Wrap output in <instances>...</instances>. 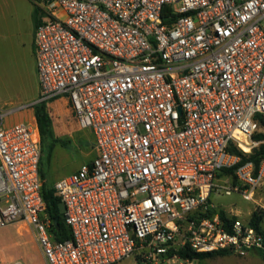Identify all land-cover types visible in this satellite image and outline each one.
<instances>
[{
  "label": "built area",
  "instance_id": "obj_1",
  "mask_svg": "<svg viewBox=\"0 0 264 264\" xmlns=\"http://www.w3.org/2000/svg\"><path fill=\"white\" fill-rule=\"evenodd\" d=\"M39 102L68 100L95 158L54 185L72 237L56 241L34 120L0 108V226L24 224L47 264H170L179 251L264 253V233L210 202L264 115V0H45ZM38 102V103H39ZM256 202L264 161L226 177ZM225 212L227 220L222 218ZM235 218V219H234ZM196 260V259H195ZM11 264H23L19 261Z\"/></svg>",
  "mask_w": 264,
  "mask_h": 264
},
{
  "label": "rangeland",
  "instance_id": "obj_2",
  "mask_svg": "<svg viewBox=\"0 0 264 264\" xmlns=\"http://www.w3.org/2000/svg\"><path fill=\"white\" fill-rule=\"evenodd\" d=\"M30 6L29 0H0V108L15 110L21 105H34L29 109L14 112L6 120L7 124L32 119L30 112L37 104H32V101L39 98L35 88L38 78L37 59L27 18ZM52 109L49 107L53 133L56 138L67 144L65 147H56L50 166L46 161L48 150L47 147L44 148L42 170L50 187L61 178L77 171L86 162H90L96 155L93 133L89 129H79L73 117L68 116L70 119H67ZM226 179L224 175L217 179V188L210 197V202L217 210L240 213L244 222L250 221L254 211H264V184L256 202H251L237 193L226 195L223 189L227 184ZM229 179L232 181L231 177ZM25 231H28V228L24 224L0 226V264L17 261L23 264L39 263L32 245L26 242L28 235ZM137 259L138 257L134 256L118 264H137ZM170 264L188 263L176 261ZM192 264H264V259L259 254L249 253L242 257L229 253L211 259H196Z\"/></svg>",
  "mask_w": 264,
  "mask_h": 264
},
{
  "label": "trees",
  "instance_id": "obj_3",
  "mask_svg": "<svg viewBox=\"0 0 264 264\" xmlns=\"http://www.w3.org/2000/svg\"><path fill=\"white\" fill-rule=\"evenodd\" d=\"M39 24L40 23L36 24V28L38 27ZM34 112L42 142V159L40 163V173L42 179L44 180L43 197L47 205L46 211L48 216L52 220H54L55 218H59V228L56 229L54 226L52 232L54 239L56 241H64L70 239L72 237V233L70 228L67 226L65 222L64 209L61 200L55 196L54 186L50 187L46 183L42 166L44 164L43 153L45 147H47L48 150L46 161L50 166L52 162L53 152L56 149V147L57 146L65 147L67 143L59 138H56L53 133V120L49 112L47 102L37 103L34 107ZM255 121L258 123L259 130L253 135V140L259 142V145L256 148H254L250 154H246L239 148L234 147L232 145L230 151L235 155H237L238 157H240L241 159L240 163L234 168L222 170L219 173L218 178H220L222 175H224L225 177L230 176L232 181L235 182V170L238 167L244 165L245 163L252 162L257 170L260 164L264 161V115L257 114L255 116ZM221 215L223 219L225 220L228 219L225 212H222ZM263 220H264V211L256 210L252 213L249 222L257 231L263 232L261 227ZM178 253L182 259H189V260H195V259L205 260V259H211L217 256H225L229 254V252L226 251L199 254L189 249H182ZM259 254L264 259V253L260 252Z\"/></svg>",
  "mask_w": 264,
  "mask_h": 264
},
{
  "label": "crops",
  "instance_id": "obj_4",
  "mask_svg": "<svg viewBox=\"0 0 264 264\" xmlns=\"http://www.w3.org/2000/svg\"><path fill=\"white\" fill-rule=\"evenodd\" d=\"M29 1L31 2V6H30L31 8L27 12V18H28V21H29L30 31L32 32L33 39H34L33 40V48H34V51H35L36 24L37 23H41L43 21L44 10L42 9V7L40 5L42 1H40V2L39 1H35V0H29ZM35 88L38 91L39 98L36 99V100H34V101H32V104L38 103L39 100H40L41 88H40L39 78H37V82H36ZM49 107H51V109L53 107L52 110H54V111L56 110L57 113L61 114L63 117L65 116V118H67V119H70L72 117V114H71V112L69 111V108H68V100L65 97H61V98H58V99H55V100L51 101L48 104V108ZM30 118H32V120H34L36 122L34 109L30 112ZM29 120H31V119H29ZM86 163H89V162H86ZM239 215H240V213H239ZM261 227H262V231L264 233V220H263V222L261 224ZM25 232L28 235V238H27V241L26 242L27 243H30L32 245V250L34 251V253L36 254V256H37V258L39 260L38 261L39 263H37V262L35 263L34 262V263H30V264H47L46 263V260H45V258L43 256V253L41 251V248L38 245V243L36 241V238H35V235L32 232V230L28 228V231H25ZM251 253H253V254H259L260 252L259 251H252Z\"/></svg>",
  "mask_w": 264,
  "mask_h": 264
},
{
  "label": "water",
  "instance_id": "obj_5",
  "mask_svg": "<svg viewBox=\"0 0 264 264\" xmlns=\"http://www.w3.org/2000/svg\"><path fill=\"white\" fill-rule=\"evenodd\" d=\"M53 223H54L55 228L58 229L59 228V218H55L53 220Z\"/></svg>",
  "mask_w": 264,
  "mask_h": 264
}]
</instances>
